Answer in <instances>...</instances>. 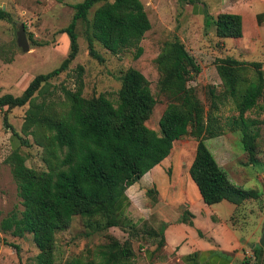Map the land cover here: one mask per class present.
I'll return each mask as SVG.
<instances>
[{
  "label": "trees",
  "instance_id": "obj_1",
  "mask_svg": "<svg viewBox=\"0 0 264 264\" xmlns=\"http://www.w3.org/2000/svg\"><path fill=\"white\" fill-rule=\"evenodd\" d=\"M99 3L89 20V11ZM73 10L70 23L61 31L69 39V52L61 64L35 76L21 95L0 97V110L6 108L5 112L28 105L21 131L41 149L44 164V169L27 167L19 146L6 158L21 209L0 221V231L19 238L29 235L37 250L33 264H57V235L65 232L75 217L99 231L118 227L124 220L123 211L130 205L125 191L165 160L173 143L185 136L196 141L188 174L204 204L227 201L238 206L257 199V191L244 190L231 182L205 142L227 130L237 131L250 163L254 162L259 132L245 114L257 107L264 93L262 63L231 57L217 59L215 70L222 82V97L210 89V104L205 110L195 91L188 87V82L200 73L198 63L179 38L165 42L155 59L159 89L169 100L159 119V132L146 126L156 101L148 81L134 68L121 76L116 100L103 94L83 97V81L79 79L75 91L63 89L65 102L56 109L36 98L77 56L79 22L86 23L90 55L96 58L94 42L113 55L134 48V58H139L143 52L140 41L151 28L140 0H83L74 4ZM4 19H9V14L0 8V20ZM206 22L211 23L218 39L242 37V19L238 14L207 15ZM250 68L253 75L247 77ZM227 97L232 99L238 115L229 120L225 130L218 105ZM3 122L11 128L7 116ZM11 130L19 145L28 144ZM128 227L135 229L137 225ZM156 233L161 235L158 249L164 238L161 232L153 231ZM13 247L18 251V246ZM253 255L254 261L245 262L258 264L257 251ZM134 258L130 243L110 237L97 261L74 264H133Z\"/></svg>",
  "mask_w": 264,
  "mask_h": 264
},
{
  "label": "rangeland",
  "instance_id": "obj_2",
  "mask_svg": "<svg viewBox=\"0 0 264 264\" xmlns=\"http://www.w3.org/2000/svg\"><path fill=\"white\" fill-rule=\"evenodd\" d=\"M82 1L0 0V8L9 14V19L0 20V97L4 94L21 95L35 76L46 74L61 64L69 52V39L61 31L72 19L73 5ZM140 1L151 28L140 41L139 45L143 52L139 58H134L136 52L134 48L113 55L97 42L93 43V50L98 57L90 55L86 23L79 22L76 26L77 56L66 71L45 86L42 94L37 96V102L52 104L54 108L59 109L65 102L63 89L75 91L79 79L83 81V97L92 98L103 94L116 100L121 76L127 69L134 68L146 78L156 101L146 126L159 132V119L169 100L159 89L160 75L155 59L165 42L171 41L174 37L179 38L198 63L200 73L188 82V87L195 91L205 110H208L210 104L209 90L212 89L219 96L223 91L222 82L215 70L217 59L231 57L238 61L261 62L264 71V57L261 55L263 52L254 55L250 49L254 46L250 27L252 15L254 12L264 10V0H251L247 6L239 9L238 14L242 18L241 39H218L211 23L206 22L207 15L215 17L217 12L225 11L226 0ZM243 2H240L241 5ZM100 4L89 11V20ZM199 8L202 12L197 10ZM21 25L24 26L28 51H23L17 42ZM262 36L264 37V29ZM252 75L253 69L250 68L247 77ZM27 108L28 105L14 108L9 112H5L6 108L0 110V221L10 212L21 209L16 183L9 165L5 162L12 149L19 146L20 152L26 157L27 167L44 169L41 149L33 143L30 136H25L21 131ZM218 108L220 122L226 130L228 129L226 124L231 118L237 117V111L229 97L223 100ZM4 116H7V123L11 128L4 125ZM245 118L253 121L259 132L255 142L257 149L253 163H250L248 155L244 152L237 131L227 130L221 136L205 143L231 182L244 190H255L258 193L257 199L243 202L241 205L243 207L232 219L234 222L228 221L234 238L239 239L241 244L247 242L246 249L249 251L247 260L254 261L252 253L262 249L259 242L264 235V93L258 100L257 107L247 112ZM11 129L23 140H27L28 144L19 145L20 141L12 136ZM195 148L196 141L190 136L175 141L169 156L158 165V172L154 175L159 198H164L167 204L178 211L182 207L181 203L192 204L200 197L188 174ZM199 205L210 210L202 201ZM215 207L221 206L215 204L212 209ZM144 214L146 215L145 210L139 211L135 206H129L123 211V217L127 216L132 222L138 219V215ZM219 216L223 220L227 217L221 211ZM183 222L189 223L186 218ZM211 222L215 225L213 220ZM224 222L227 224V221ZM221 223L218 222V225ZM164 225L160 222L156 228L163 229ZM174 227L172 229L174 232L169 235L170 244H176L184 236L183 231L177 229V224ZM215 229L213 226V230ZM153 231L159 232L149 222L141 223L133 229L128 227L124 220L118 227L99 231L88 228L84 219L75 217L70 227L57 235L54 249L56 263L97 261L99 252L109 243L110 237H113L120 243L127 241L131 244L135 253L133 264H138L146 249L151 250L153 255L160 249L152 250L156 248L161 237L160 233L155 235ZM206 231L207 229L200 237L201 240L209 241L210 237H214L222 247L225 246L226 241L220 235L219 229L212 233ZM196 234L198 235V232ZM187 243L189 244V241ZM13 246H18V251ZM183 246L188 247L186 242ZM36 254L37 250L29 235L19 238L13 237L9 232L0 231V264H33ZM158 256L156 255V258ZM141 261L142 264L147 263L145 260Z\"/></svg>",
  "mask_w": 264,
  "mask_h": 264
},
{
  "label": "crops",
  "instance_id": "obj_3",
  "mask_svg": "<svg viewBox=\"0 0 264 264\" xmlns=\"http://www.w3.org/2000/svg\"><path fill=\"white\" fill-rule=\"evenodd\" d=\"M241 1H244V4L241 5ZM250 1L226 0L225 11H219L215 16L220 13L238 14L239 9L247 6L246 4ZM197 10L199 11L200 8ZM200 12L202 11L200 10ZM250 27L252 28L251 39L254 43V46L250 49L254 52V55H257V52H263L261 55L264 57V37L262 36L264 10L253 13ZM253 35H255L254 39ZM157 167L158 165L125 191L126 197L130 202L129 206H135L139 211H146V215H138V219L134 222L128 220L127 216H125L124 221L127 225H139L149 222L154 229L162 233L164 238V244L159 249L160 251H155L156 253L153 255L151 250L146 249L143 258H139L138 264H142L141 260H145L146 264H248L245 262L249 255V251L246 249L247 242L241 244L239 239H235L229 226V222H234L232 219L241 210L240 208L243 207L241 205L244 203L236 206L227 201H222L217 203L221 206L219 208L215 207L212 209L215 204L207 205L210 207L209 210L199 205L202 199L197 197L192 204L181 203L180 206L182 207L178 211L167 204L164 198H159L158 196L154 180V175L158 172ZM141 180L142 183H140ZM220 211L227 216L224 220L219 216ZM183 218H186L189 223L183 222ZM211 220L215 222V225ZM224 221H227V224ZM160 222L165 224L163 229L161 227L159 229L156 228V225H159ZM218 222H222L221 225H218ZM176 224L177 229L183 231L184 236L176 244H170L169 235ZM213 226L216 228L215 230L219 229L220 235L225 239L226 244L224 247L214 237H210L209 241L200 239L205 229H207L206 232L208 233L215 231ZM196 232H198V235ZM187 241H189V244ZM185 242L188 247L183 246ZM152 250H156V248ZM156 255L159 256L156 258ZM256 260L258 264H264V248L257 252Z\"/></svg>",
  "mask_w": 264,
  "mask_h": 264
},
{
  "label": "water",
  "instance_id": "obj_4",
  "mask_svg": "<svg viewBox=\"0 0 264 264\" xmlns=\"http://www.w3.org/2000/svg\"><path fill=\"white\" fill-rule=\"evenodd\" d=\"M17 42H18V45L23 49V51H28L29 47L26 41V36L24 33L23 25H21L19 28V32L17 34ZM259 244L262 248H264V235H262Z\"/></svg>",
  "mask_w": 264,
  "mask_h": 264
}]
</instances>
